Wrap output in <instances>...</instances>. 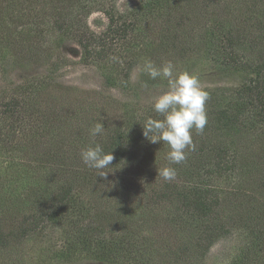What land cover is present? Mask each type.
Wrapping results in <instances>:
<instances>
[{"label": "trees", "instance_id": "16d2710c", "mask_svg": "<svg viewBox=\"0 0 264 264\" xmlns=\"http://www.w3.org/2000/svg\"><path fill=\"white\" fill-rule=\"evenodd\" d=\"M118 1L0 0V74L18 71L0 93V264H24L26 245L54 234L51 264H203L232 228L247 244L230 264H264V0ZM93 13L106 19L100 33ZM66 43L126 95L163 85L144 73L145 59L191 67L203 58L234 84L209 92L195 151L169 165L168 145L143 135L149 117L163 119L153 105L137 114L126 103L119 116L115 100L50 93L61 64L53 51ZM97 121L105 132L93 141ZM95 144L114 156L106 178L79 155ZM165 166L174 180L158 175Z\"/></svg>", "mask_w": 264, "mask_h": 264}, {"label": "rangeland", "instance_id": "374dc122", "mask_svg": "<svg viewBox=\"0 0 264 264\" xmlns=\"http://www.w3.org/2000/svg\"><path fill=\"white\" fill-rule=\"evenodd\" d=\"M136 1L137 0H119L118 6L120 8L131 7ZM88 24L94 32L100 33L106 24V19L101 13H93L88 19ZM53 52V59L58 57L59 62H61V64H57V71L55 75H53L58 83V86H55V89L50 91L53 95L65 93L66 91L70 96L69 98L74 102H79L84 99L87 100V98L89 99L95 96H97L94 98L96 101H100L97 98L103 101L115 100L117 104V115L120 116V114L123 113L122 107L124 104L132 103L134 105L133 107L137 109L135 112L138 114L140 106H152L155 102V98L167 90L166 81H162L164 82L163 85L157 87L151 94H149V91H146L147 94H139L137 97L132 94L126 95L116 89H107L103 86L99 70L93 65H86L82 62L80 59V50L76 45L66 43ZM178 63L179 62L173 63L176 71H188L189 73L197 74L202 88L208 93L218 87H227L230 84H234L232 79L225 81L213 77L207 67L206 60L203 58L196 60L194 64H191V67H181ZM141 69L142 67L140 66L133 71L132 80L137 79ZM17 75L18 71L11 74L10 77H4L0 74V93L7 90L12 82H17ZM62 87L64 89H61ZM109 103L111 105H116L110 101ZM117 120H119V118H117ZM151 155L152 158H154L155 166L161 167L160 160L162 156L160 153V146H158V150L154 153L152 152ZM245 234V231L242 229L232 228L228 235L217 239L209 248L202 260L203 264H230L239 254L243 246L247 244ZM58 248L59 239L56 234L52 235L49 240H44L39 243L31 241L23 249L27 253V256L23 259L24 264H51V256Z\"/></svg>", "mask_w": 264, "mask_h": 264}, {"label": "clouds", "instance_id": "9594fccd", "mask_svg": "<svg viewBox=\"0 0 264 264\" xmlns=\"http://www.w3.org/2000/svg\"><path fill=\"white\" fill-rule=\"evenodd\" d=\"M143 71L151 80L159 78L167 82V90L157 96L153 104L154 111L163 119L149 117L142 125L143 135L151 143H166L169 147L166 160L169 165H179L186 161L189 152L196 149L192 130L203 132L207 124L205 104L210 98L209 93L202 88L197 74L176 71L172 61L157 66L151 59H145ZM88 132L94 141L105 132V127L97 121ZM79 155L86 167L95 169L97 176L106 178L109 172L104 169L109 168L114 159L112 152H105L100 144H95L81 149ZM176 174V169L171 166L158 169V175L164 181L174 180Z\"/></svg>", "mask_w": 264, "mask_h": 264}]
</instances>
